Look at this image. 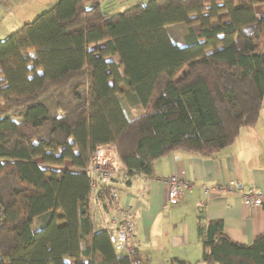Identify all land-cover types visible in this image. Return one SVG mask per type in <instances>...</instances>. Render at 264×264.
<instances>
[{
	"label": "trees",
	"instance_id": "trees-1",
	"mask_svg": "<svg viewBox=\"0 0 264 264\" xmlns=\"http://www.w3.org/2000/svg\"><path fill=\"white\" fill-rule=\"evenodd\" d=\"M101 2L58 0L0 41V264H130L94 228V204L110 210L117 192L112 180L92 189L94 149L150 179L154 161L213 156L260 118L264 0H149L118 14ZM178 24L182 47L165 31ZM123 95L140 105L132 119ZM197 236L199 260L169 264H264V233L237 244L215 220Z\"/></svg>",
	"mask_w": 264,
	"mask_h": 264
},
{
	"label": "crops",
	"instance_id": "crops-1",
	"mask_svg": "<svg viewBox=\"0 0 264 264\" xmlns=\"http://www.w3.org/2000/svg\"><path fill=\"white\" fill-rule=\"evenodd\" d=\"M57 1L0 0V41L52 8ZM126 1L102 0L101 8L107 14H118L144 4H134L133 0L125 4ZM255 12L264 16V6H256ZM12 13L14 15L10 17ZM171 27L165 28L167 35L174 44L182 47L185 33L179 41L174 40L169 31ZM193 30L198 27L194 26ZM121 104L124 112L133 111L129 113L130 118L142 112L134 96H128L126 104L122 101ZM152 168L153 177L146 179L127 175L119 169L118 163L114 164L111 180L117 190V199L110 210L100 203L94 204L96 232L115 231L114 219L119 220L118 210L132 207L134 244L141 264H169L173 258L191 262L199 260L201 242L197 227L209 221L220 220L223 233L237 244H250L264 233V207L248 208L243 204V195L250 189L264 194V104L257 124L242 129L233 144L219 153L204 157L178 150L154 161ZM171 175L193 186L192 190L184 191L182 200L175 206L168 203L167 188L163 184V180ZM229 183H234L237 191H214L215 187Z\"/></svg>",
	"mask_w": 264,
	"mask_h": 264
},
{
	"label": "built area",
	"instance_id": "built-area-1",
	"mask_svg": "<svg viewBox=\"0 0 264 264\" xmlns=\"http://www.w3.org/2000/svg\"><path fill=\"white\" fill-rule=\"evenodd\" d=\"M117 163L109 145L98 146L94 149L90 166L87 173L92 179V189L95 183H110L112 179L113 165ZM163 184L167 188V201L170 205L175 206L183 198L185 190H192L193 186L189 182L180 179L176 175H171L163 180ZM208 192V189L203 187ZM217 193L235 192L237 191L234 183H229L225 186L215 187ZM112 203L117 199V192L111 190ZM243 204L245 207H264V194L250 189L243 195ZM119 220L114 222L117 225L115 231L109 232V243L116 255L125 256L130 264H141L138 258L137 248L134 244L135 227H134V212L131 206H127L118 210Z\"/></svg>",
	"mask_w": 264,
	"mask_h": 264
},
{
	"label": "rangeland",
	"instance_id": "rangeland-1",
	"mask_svg": "<svg viewBox=\"0 0 264 264\" xmlns=\"http://www.w3.org/2000/svg\"><path fill=\"white\" fill-rule=\"evenodd\" d=\"M147 1H149V0H133L132 2H134V4H136L137 2H143V3H146ZM130 1L128 0V1H126V2H124L125 4H127V3H129ZM102 5V4H101ZM258 10H259V8H258ZM42 14V13H41ZM14 15V13H12V14H10V17H12ZM38 16V15H37ZM37 16L35 17V19L37 18ZM17 17H19V16H17ZM35 19H32V20H35ZM31 22V21H30ZM185 27L184 25H172V27L169 29V31H170V34H171V36H172V38L174 39V40H180L181 39V35H184V33H186V31H185V28H183V27ZM22 27V26H21ZM198 27V26H197ZM123 88L121 87V90H122ZM120 99H121V101L123 102V104H126V98L124 97V95L123 96H120ZM264 104V103H263ZM125 113V115L128 117L129 116V118L132 116V115H130L129 113H133V111L132 112H124ZM133 118V117H132ZM131 118V119H132ZM69 163V162H68ZM67 165H70V164H67ZM114 166V165H113ZM68 167H70V166H68ZM71 168V167H70ZM38 221H36L35 222V224H34V226H36L38 223H37Z\"/></svg>",
	"mask_w": 264,
	"mask_h": 264
}]
</instances>
